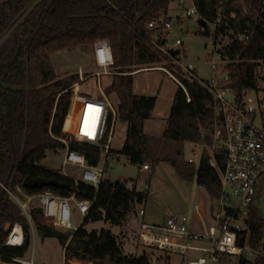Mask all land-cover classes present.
Returning <instances> with one entry per match:
<instances>
[{
  "label": "trees",
  "instance_id": "16d2710c",
  "mask_svg": "<svg viewBox=\"0 0 264 264\" xmlns=\"http://www.w3.org/2000/svg\"><path fill=\"white\" fill-rule=\"evenodd\" d=\"M190 1L198 19L205 21L201 24L197 19L196 34L214 40L220 35V43L226 37L230 39L217 50L228 76L225 85L237 98L248 90L264 95V0ZM171 2L174 0H0V253L6 261L28 252L31 233L27 218L4 187L20 185L28 194L41 192L45 187H23V180L30 176L65 181L69 187L50 189L61 196L74 193L78 200L92 201L74 232L45 223L38 207L29 212L37 235L57 239L63 248L64 264L72 259L91 264H151L145 254H124L109 228H85L96 221L121 225L135 203L146 201L148 189L135 190L126 186L127 180L104 178L98 188L83 182L75 185L60 172L40 165L48 151L56 153L64 148L59 138L66 136L62 124L69 107L70 86L79 80L78 73L60 75L55 71L50 54L57 50L86 49L94 40L108 38L114 73L105 92L117 98V120L126 124L121 150L111 151L139 166L167 162L187 180L197 173L208 196H220L219 170L226 163L223 149L214 146L210 152L203 148L197 169L194 162L181 159L184 142L215 144L221 118L214 113V96L203 85L206 79L196 71L193 73L198 79L183 73L173 63L174 56L157 47L166 42V35L148 27L159 17L172 20L168 14ZM212 24L217 25L214 30ZM155 63L169 68L186 89L177 87L160 137L177 145L169 151L150 145L149 140L157 138L144 132V122L151 117L157 97L133 91L130 67ZM68 141L71 149L86 154L89 163H96L98 148L72 138ZM246 222L248 230L241 233L247 234L250 248L260 252L253 258L241 255L238 264H264V218L256 205L251 206ZM6 223L22 226L21 245H4Z\"/></svg>",
  "mask_w": 264,
  "mask_h": 264
},
{
  "label": "built area",
  "instance_id": "2783aa9c",
  "mask_svg": "<svg viewBox=\"0 0 264 264\" xmlns=\"http://www.w3.org/2000/svg\"><path fill=\"white\" fill-rule=\"evenodd\" d=\"M182 8L179 18H199L193 3L186 6L185 0H174ZM214 28L216 24L211 25ZM149 28H158L163 34L167 32L172 23L163 17L153 19L148 23ZM239 39L243 37L237 36ZM230 39L224 38L219 42V37L214 40L206 57L210 62L211 76L203 82L214 96V113L221 118V124L215 131V147L221 148L226 153V163L219 170L221 194L215 199L214 208L209 216L210 224H203L202 229L191 228L187 215H172L161 222H146L145 210L142 203H135V214L140 218L137 226V241L145 247L144 252L151 264H171L173 255L181 257L179 264H234L229 257L253 256V250L247 243V234L241 232L248 230L247 219L250 208L256 205L258 198V184L264 177V95L260 91L248 90L240 98L233 90L226 86L227 74L223 71L222 59L217 50L228 44ZM182 41L175 39L173 45H167V39L157 47L169 54L168 50L179 49L174 56L173 63L180 67L183 73L198 79L193 73L191 63H181L180 45ZM93 63L96 68L91 76L96 77L95 92H84L80 89L81 83L86 79L83 72L79 73V80L70 86V102L62 124V132L72 139L88 143L96 148V163H89L86 154L71 149L67 138H59L63 144L62 165H70L79 171V177L63 171L64 177L71 179L75 185L79 182L98 188L104 178L106 164L114 159L111 141L117 123V104L114 105L107 95L105 88L100 85L102 75H112L114 57L108 38H98L92 43ZM155 67L143 68L151 69ZM166 69V68H164ZM140 70V69H139ZM132 71L131 74L139 71ZM183 88L185 87L167 69L165 70ZM217 74V76H216ZM188 75V76H189ZM187 94V93H186ZM260 95V96H259ZM189 101V97L187 96ZM85 105L84 118L79 122L74 119L76 106ZM77 125L73 129L72 125ZM195 155V152H192ZM189 162L194 158L189 157ZM210 163L215 166L213 160ZM149 169L148 164L141 165V170ZM126 186L137 190L135 181L126 182ZM145 183L143 190L148 189ZM7 195L20 208L29 222L31 240L34 239V228L31 222L30 210L40 208L44 222L52 227L74 232L78 225L72 224L73 208L80 215L81 221L88 213L92 201L78 200L75 194L61 196L54 193L50 187H45L41 192L28 194L20 185L4 187ZM194 209H199V204L194 203ZM202 222V220H201ZM7 236L4 245H21L24 241L22 226L19 223L5 224ZM244 235V243L239 245V238ZM0 264H42L30 258H12L9 262L0 253ZM235 264H238V260Z\"/></svg>",
  "mask_w": 264,
  "mask_h": 264
},
{
  "label": "rangeland",
  "instance_id": "374dc122",
  "mask_svg": "<svg viewBox=\"0 0 264 264\" xmlns=\"http://www.w3.org/2000/svg\"><path fill=\"white\" fill-rule=\"evenodd\" d=\"M185 4L188 6L190 5V2L185 0ZM173 5L174 3L171 2L169 6V11L171 10L170 16L172 17V27L168 30V33L165 32L164 35H167V40L169 43H174L175 39L179 38L182 41V45L180 46L181 63L183 65L191 63L198 76L203 79H208L211 76V68L210 62L206 55L209 52L213 38L210 36L206 37L196 34L195 31L198 28L197 18L190 17L178 19L177 16H179L182 12V8L180 6H175L174 9L172 7ZM211 28L213 30L212 26ZM90 57V47L86 49L78 47L74 49H61L52 52L50 54V61L55 71L59 72L60 74L65 71H69L70 73H78L79 68H82L83 77H86V79L81 83L80 89L84 92H95L97 90L96 77L91 76V73L93 70L95 71L96 68L94 67ZM163 66L164 64L162 63H155L148 65H132L130 67L132 71L140 69V71L132 75L134 79L133 90L135 92L137 89H149L153 86L160 90L159 97L156 101L155 111L163 110L167 106L168 98L171 96L177 85L175 84V81L168 76L166 71H146L149 69L143 70V68H159ZM166 69L169 71V68ZM111 76L112 75H102L100 77V85L102 88H105L110 84ZM259 94L261 95V92ZM110 100L114 105L117 104V98L114 96V94H110ZM125 134V123H116L111 141V146L114 150H121L125 139ZM160 137V134L159 136H155L157 139H155V141L149 140V144H154L157 148H165V151H169L173 147L177 146L176 144L169 143L162 138L160 139ZM64 138H67V141L69 140L68 136H65ZM194 144L195 145L192 146L190 144H185L183 146L181 159L184 162L188 157L192 156V152H196L192 157L194 158V165L197 169L202 149L205 148L211 152L214 145L207 143ZM62 154L63 149H60L56 153L48 151L46 153V157L40 161V165L62 174L63 171H65L75 178H78V170L73 169L70 165H62ZM148 164L150 165V163ZM138 168L139 165L130 163L125 155L116 154L114 159L110 160L106 164L104 179H108L110 181L134 179L135 184H138V187L141 189L144 187L145 183L149 184L147 199L141 205L145 210L144 220L146 222H161L168 216L187 215L190 219V223L195 225L193 227L199 229L200 227L196 226L195 223L198 222L200 224V220H202L204 223L207 219H209L208 216L211 215L214 208V199H210L204 187L200 184L197 173L194 175L192 180H187L182 178L171 164L164 161L153 167L150 165L149 170L143 171L141 173L138 171ZM194 203L199 204L198 210L194 209ZM256 206L260 209L261 215L264 218V177L260 179L258 184V202L256 203ZM73 211L75 215L72 218V224L77 225L80 223V218L78 217L74 208ZM134 215V210L129 212L126 221L121 225H114L104 221L90 222L87 223L88 225H86L88 229L101 227H107L111 229L115 234L118 235L117 237L119 241L122 239L120 244L124 245H121V247L126 254H134L139 256L144 252L147 253L148 250L137 241L136 233L138 219H136L137 223H135ZM206 222L210 224L209 220ZM33 235L35 239V261H41L44 264H63L61 245L57 239L53 237L41 238L39 235L36 236L35 230ZM30 250L28 252V256L30 254ZM259 252L260 251L257 250L254 252V254L257 255ZM180 259V256L173 255L171 264H178Z\"/></svg>",
  "mask_w": 264,
  "mask_h": 264
},
{
  "label": "crops",
  "instance_id": "0c3cea01",
  "mask_svg": "<svg viewBox=\"0 0 264 264\" xmlns=\"http://www.w3.org/2000/svg\"><path fill=\"white\" fill-rule=\"evenodd\" d=\"M174 3V5L172 6L173 8L175 7V6H179L178 4H177V2H173ZM175 9V8H174ZM173 10V9H172ZM171 11V10H170ZM170 11L168 12V14H169V16H170ZM171 17V16H170ZM172 18V17H171ZM177 18H178V16H177ZM167 33H168V31H167ZM166 33V34H167ZM166 39H167V35H166ZM167 45H173V43H169L168 42V40H167ZM182 45V44H181ZM180 45V46H181ZM171 49V48H170ZM90 58H91V61H92V63H93V54H92V45L90 46ZM93 65H94V63H93ZM95 67V66H94ZM153 71V70H161V71H165L166 69H164L163 67H159V68H154V69H149V70H146V71ZM80 71L81 72H83V69L82 68H79V72H78V74L80 73ZM94 71V70H93ZM140 71V70H139ZM57 72V71H56ZM138 72V71H137ZM137 72H135V73H137ZM58 74H60L59 72H57ZM63 73H70L69 71H65V72H62V74H60V75H64ZM91 73V72H90ZM167 74H168V76L172 79V80H174L171 76H170V74L168 73V72H166ZM197 73V72H196ZM198 75V74H197ZM200 77V76H199ZM133 81H134V79H133ZM175 81V80H174ZM175 84L177 85V87L179 86L176 82H175ZM177 87L174 89V91L172 92V94H171V96L168 98V102H167V106L163 109V110H159V111H155V107L153 108V111H152V113H151V117L149 118V119H147V120H145V122H144V132L148 135V136H150V137H155V136H159V134H160V136H162L161 134L163 133V131H164V128H165V125H166V120H167V117H168V115H169V111H170V107H171V104H172V102H173V98H174V93H175V91H176V89H177ZM134 91V90H133ZM138 91H140V92H138ZM159 89L157 88V87H155V86H153V87H150L149 89H147V88H144V89H142V90H138L137 89V91L135 92L136 94H143V95H155L156 97H157V99H158V97H159ZM157 101V100H156ZM155 106H156V103H155ZM119 121H117V123H118ZM119 123H122V122H119ZM126 125V124H125ZM185 144H190L191 146L192 145H195L193 142H184V144H183V146L185 145ZM114 150V149H113ZM196 153V152H195ZM63 155V154H62ZM192 156H194V155H192ZM192 156H190V157H192ZM200 157H201V155H200ZM189 158V157H188ZM188 158H187V161H188ZM193 158V157H192ZM61 162H62V160H61ZM194 162V161H193ZM72 167V166H71ZM73 169H75V170H78V169H76L75 167H72ZM147 170H149V169H147ZM138 171L141 173V172H143V171H146V170H141V166H139V168H138ZM79 172V171H78ZM62 174V173H61ZM69 174V173H68ZM63 175V174H62ZM64 176V175H63ZM197 176H199V175H197ZM133 181H134V179H132ZM127 181H130V180H127ZM137 190H143V188L141 189L140 187H138V184H137ZM210 199H212V198H210ZM216 199V198H215ZM215 199H214V202H215ZM213 200V199H212ZM258 202V198H257V200H256V203ZM16 204V203H15ZM143 204V203H142ZM213 205V204H212ZM134 208H135V204H134ZM134 211H135V209H134ZM75 212H76V210H75ZM77 213V212H76ZM204 213H205V211H204ZM74 215H75V213H74V211H73V217H74ZM77 215H78V217L79 218H81L80 217V215L77 213ZM135 216V219H134V221H135V223H137L136 222V219H138V223H139V221H140V218L138 217V216H136V214L134 215ZM76 217V216H75ZM208 218H209V216H208ZM210 221V219H207L206 221ZM163 221V220H162ZM204 222V225L205 226H207L209 223L208 222ZM82 221H81V219H80V223H81ZM80 223L79 224H77L78 226L80 225ZM138 223H137V226H138ZM203 221L201 222V220H200V224L198 223V222H196L195 224H196V226H199L200 228L199 229H202L203 228ZM7 224V223H6ZM88 225V224H87ZM87 225H85V228L87 229V230H91V229H100V228H91V229H88L87 228ZM5 226V225H4ZM32 226H33V228H34V225L32 224ZM193 226H195V225H192L191 224V228H194ZM104 228H107V227H104ZM194 229H196V228H194ZM35 230V229H34ZM111 230V229H110ZM112 231V230H111ZM112 233L113 234H115L113 231H112ZM116 236H118L117 234H115ZM36 236H37V234H36ZM118 238V237H117ZM124 239H126V238H124ZM122 241V239L120 240V242ZM34 245H35V239H33V242H32V240H31V245H30V247H29V250H30V254H29V256H28V252H29V250H28V252L23 256V258H30V257H33V259L35 260V258H34ZM121 245H123V244H121ZM124 246V245H123ZM136 247V246H135ZM61 250H62V254H63V264H64V260H65V258H64V253H63V248L61 247ZM123 252H124V250H123ZM253 252V256H251L250 258H253L254 256H255V254H254V251H252ZM125 253V252H124ZM126 254V253H125ZM126 255H130V254H126ZM142 255V254H141ZM131 256H137V255H131ZM238 260V258L237 257H229L228 258V260H230L232 263H236L237 261L236 260ZM38 262H40V263H42L41 261H38ZM73 262H78L79 264H91L90 262H84V261H80V260H78V259H72V260H70L69 261V264H73ZM42 264H44V263H42ZM178 264H179V262H178Z\"/></svg>",
  "mask_w": 264,
  "mask_h": 264
},
{
  "label": "water",
  "instance_id": "95a60500",
  "mask_svg": "<svg viewBox=\"0 0 264 264\" xmlns=\"http://www.w3.org/2000/svg\"><path fill=\"white\" fill-rule=\"evenodd\" d=\"M198 22L204 24L205 21L203 19H198ZM169 54L176 55L179 53V49H169ZM23 187H31V188H41V187H69V184L65 181H59L57 179H49L43 177H30L27 176L22 182ZM244 235L239 238V245L242 246L244 243Z\"/></svg>",
  "mask_w": 264,
  "mask_h": 264
},
{
  "label": "bare ground",
  "instance_id": "6f19581e",
  "mask_svg": "<svg viewBox=\"0 0 264 264\" xmlns=\"http://www.w3.org/2000/svg\"><path fill=\"white\" fill-rule=\"evenodd\" d=\"M84 112H86L85 105H79V104H77L76 111L74 113V119L77 120V122H79L81 119L84 118ZM72 128L73 129H77V125L73 124L72 125ZM73 264H79V263L78 262H73Z\"/></svg>",
  "mask_w": 264,
  "mask_h": 264
}]
</instances>
